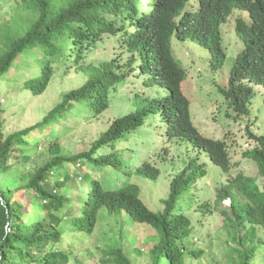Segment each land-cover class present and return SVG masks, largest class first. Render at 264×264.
<instances>
[{"label": "trees", "instance_id": "obj_1", "mask_svg": "<svg viewBox=\"0 0 264 264\" xmlns=\"http://www.w3.org/2000/svg\"><path fill=\"white\" fill-rule=\"evenodd\" d=\"M235 8L248 13L247 19H236L237 35L259 42L264 59V0H194L193 5L189 0H0V264H84L78 256L82 251L76 246L72 250L68 235L88 239L104 214L114 215L117 221L127 215L132 222L151 226L154 234L146 239L153 244L148 251L150 264H187L204 254L205 250L187 241L194 243L201 232L200 222L191 215L198 196L191 190L199 178L210 176L206 163L185 162L172 175L161 207H149L134 182L135 176L156 179L161 172L149 158L134 165L132 154L124 156L130 148L120 144L150 117L163 121L165 140L188 141L221 172L224 181L215 184L216 208L227 198L231 201L229 210L221 211L231 241L224 264H253L257 251L264 252V189L242 171L231 175L225 139L205 136L194 125L190 102L181 89L186 73L170 49L173 36L193 39L216 62L220 27ZM116 31H121L119 46L128 56L106 59L94 54L108 41L107 34ZM94 55L99 61L89 59ZM72 68L84 78L81 86L63 92L62 101L42 121L5 129L4 89L41 95L54 76ZM136 70L147 74L141 86L155 91L136 90L135 110L114 119L91 143L85 140L88 149L76 153L61 144L72 123L76 130L80 121L88 123L108 110ZM243 78L254 79L250 68L233 71L229 104L248 115L252 91L243 85ZM50 125L52 133L45 136L48 145L38 142L35 147L39 145L40 150L32 156L25 136ZM248 133L257 145L242 149L241 156L253 161L259 176H264V135ZM42 151L47 155L39 164ZM89 167H108L127 178L109 183L89 173ZM5 175L15 178V188H8ZM71 178L80 179L74 188L89 186L88 199L79 201L80 205L71 203ZM16 192L35 205L32 222L22 224L24 205L21 197L13 200ZM195 214L200 218L204 213ZM105 255L104 263L135 264L119 243L110 245Z\"/></svg>", "mask_w": 264, "mask_h": 264}, {"label": "rangeland", "instance_id": "obj_2", "mask_svg": "<svg viewBox=\"0 0 264 264\" xmlns=\"http://www.w3.org/2000/svg\"><path fill=\"white\" fill-rule=\"evenodd\" d=\"M239 11L241 10L234 9L232 13L236 16ZM223 24L221 25L222 42L227 51V57L225 62L216 70L211 69V55L208 49L197 44L195 40L182 41L175 36L172 37L173 53L180 60L186 72V78L182 82V90L190 101L192 121L199 131L205 136L225 139L227 142V151L231 159L229 173L234 176L242 171L244 175L256 178L259 185L264 189V176H259L256 164L241 156L242 149L257 145L249 137L248 130L254 134L264 135V87L254 86V104L251 107L250 115L236 117L231 108L229 109V116H227V113L225 114L227 111L225 98L218 88L225 85L228 80L236 55L237 44L244 48V43L240 38L235 37L231 28L226 25L223 26ZM95 53L106 59L112 57L126 58L128 56L127 52L118 47L115 39H108L105 45L96 50ZM98 58L95 55L89 57V59L99 61ZM146 77L147 74L141 75L136 70L129 76V83L123 86L119 94L113 98L114 101L108 110L99 115L98 119H93L88 123L78 121L76 130L72 123L67 136L61 140V144L66 145L76 153L88 149L86 142L91 143L94 141L99 136L100 130H105L114 119L135 109L132 102L134 92L136 90L142 92L150 90L141 86L146 81ZM83 81L84 78L78 77L74 68H72L69 73L65 74L60 71L58 75L54 76L47 90L41 95L22 94L18 89L11 92L4 89L1 94V103L7 108L4 114L7 117L5 129L7 131L10 129L18 130L42 121L45 114L62 101L63 92L81 86ZM13 100H15V103L12 102ZM148 126H151V124H146L143 128L136 130L129 139L120 143L122 147H130L128 152L124 153V156L134 155V165H139V163H143L144 160L149 158L150 163L161 170L159 177L156 179L135 176L138 179L134 182L138 183L142 189L141 198L151 208L161 207V199H164L169 192L171 177L184 165L183 160L196 158L198 163L205 162L210 176L201 177L196 181V186L191 191L197 193L198 196L196 202L190 207L191 215L200 222L199 225L197 224V229L201 232L195 235L196 237L194 236V243L185 240L189 245L193 244L194 248L203 249L205 252L198 258L187 260V264H224L225 249L228 248L231 241L229 240V229L224 224L225 215L221 211L222 209L229 210L230 200L228 198L223 200L217 208L215 204V184L224 181V177L211 164L206 154L192 149L188 141L165 140L163 123H160L159 127L153 118L152 128ZM52 130L51 125L44 127L42 130L36 128L25 136L26 140L31 143L30 153L32 156L40 150L39 145L35 147L38 142L42 147L48 145L45 136L51 134ZM85 140L87 141L85 142ZM246 142L249 143V147L246 146ZM43 152L36 161L39 164L47 155L46 152ZM88 172L99 179H107L109 183L114 182L115 184H119L127 178L124 174H113L108 167L98 169L89 167ZM140 178L143 180H140ZM75 180L76 183L80 181L79 178H71L68 182L72 187L69 190V195L71 203L79 204V201L85 202L88 199L89 186L85 184L83 188H74ZM4 181L8 183V188H15L18 183L10 175H5ZM206 187H211L209 193H204ZM23 194L16 192L13 195V200H17L18 197L22 198L25 215L21 218V222L25 224L34 220L36 207ZM207 201L210 203L202 207L201 204ZM198 210L204 213L200 218L199 215L195 214V211ZM104 211L102 209L100 213ZM118 218L120 221L115 220L114 215L104 214L96 225L94 233L88 239L84 240L81 234L72 233L68 235L72 250L76 246L82 251L78 256L84 264H115L112 262L104 263L102 259L105 250L116 243L122 245L124 252L133 263H151L148 251L153 244L146 241L148 237L154 234L151 226L132 222L127 215ZM260 235L262 236L261 233ZM69 264H72V262ZM253 264H264V252L257 251V257L254 259Z\"/></svg>", "mask_w": 264, "mask_h": 264}, {"label": "clouds", "instance_id": "obj_3", "mask_svg": "<svg viewBox=\"0 0 264 264\" xmlns=\"http://www.w3.org/2000/svg\"><path fill=\"white\" fill-rule=\"evenodd\" d=\"M191 1V5L194 4V0H189ZM237 9V8H235ZM240 10V9H238ZM243 11V10H241ZM239 11L238 14L236 16H234V13H231L230 16L228 17L227 21L223 24L226 25L227 27L231 28V30L233 31L235 37L237 39H241L244 43V48L241 47L239 44H237V50H236V55H235V58H234V63L233 65L231 66V69H230V72H229V77H228V80L226 82L225 85L223 86H219L218 90L221 92V94L224 96L225 98V103H226V106H227V111H229V109L231 108L233 110V112L235 113V116L238 117V116H241V115H245V116H248L251 114V107L252 105L254 104L253 103V97H254V86H262L264 87V59L262 58V45L257 42V41H253V42H247L245 40V38L243 36H238L236 31H235V24H236V19L237 18H243V19H247L248 18V13L246 11L244 12H241ZM233 12V11H232ZM220 31H221V27H220ZM121 31H116L115 34H107L108 38L109 39H115L116 42H117V45L118 47L122 48L125 52H127L122 46H119V42H118V35ZM221 36H222V33H221ZM180 40V39H179ZM187 40V39H186ZM193 40V39H191ZM182 41H185V40H182ZM196 41V40H195ZM223 41V40H222ZM221 41V45L220 47L218 48V51H217V61L214 62L213 59H212V56L210 57V66H211V69L212 70H216L220 65H222L225 60H226V57H227V51L225 50L224 46H223V42ZM197 42V41H196ZM100 47L97 48V50L99 49ZM170 49L172 50V54L174 55L173 53V49H172V44L170 46ZM209 51V50H208ZM210 52V51H209ZM128 53V52H127ZM211 55V53H210ZM175 57V55H174ZM175 59H177L175 57ZM179 60V59H177ZM180 61V60H179ZM181 64V62H180ZM182 66V65H181ZM183 67V66H182ZM239 67H242V68H250L251 72H252V76L254 77V79H251V78H243L241 80V82L243 83L244 86H246L247 88L250 89V91H252V99L249 103V108H250V113L248 115L246 114H243L242 112H239L237 111L236 109L233 108V106H230L229 104V101L230 99L232 98L231 97V91L229 90L231 88V85H230V79H231V76H232V73L234 70L238 69ZM184 68V67H183ZM185 70V69H184ZM186 73V72H185ZM237 76V75H235ZM186 78V76H185ZM184 78V80H185ZM183 80V81H184ZM182 81V82H183ZM181 89H182V83H181ZM151 90V89H150ZM152 92L155 91L154 89L151 90ZM183 92V90H182ZM135 93V92H134ZM184 94V92H183ZM185 95V94H184ZM186 96V95H185ZM134 97H135V94H134ZM187 97V96H186ZM189 100V99H188ZM133 102V101H132ZM190 102V101H189ZM134 107V105H133ZM135 108V107H134ZM135 110V109H134ZM133 110V111H134ZM131 112V111H130ZM129 113V112H128ZM127 114V113H126ZM124 114V115H126ZM122 115V116H124ZM121 117V116H119ZM117 117V118H119ZM153 118L155 119V123L157 126L160 127V123H163V121L160 119H157L155 117H150L148 118V121L145 123H142L141 125H138L137 128H135L133 131H131L127 137V139H129L131 137V135H133V133L138 130V129H141L143 128L146 124L147 125H150L151 126H148L149 128H152V120ZM195 125V124H194ZM254 125V123H253ZM163 130H164V123H163ZM199 130V129H198ZM163 134H164V131H163ZM178 141H184V140H178ZM190 144V143H189ZM246 146L248 147L249 146V143L246 142L245 143ZM191 145V144H190ZM192 147V146H191ZM127 148H130L129 146ZM192 149L194 150H197L199 151L198 149H195L192 147ZM200 152V151H199ZM205 153V152H204ZM206 154V153H205ZM207 156V154H206ZM134 157V155H133ZM208 158V156H207ZM196 159V158H194ZM209 159V158H208ZM190 159L188 160H183V164L185 162H189ZM191 161V160H190ZM210 161V159H209ZM202 163H205V162H202ZM202 163H199V164H202ZM183 167V166H182ZM181 167V168H182ZM180 168V169H181ZM229 199V198H228ZM226 200V199H225ZM230 200V199H229ZM231 203V201H230Z\"/></svg>", "mask_w": 264, "mask_h": 264}]
</instances>
